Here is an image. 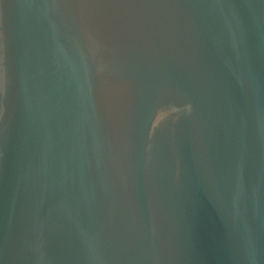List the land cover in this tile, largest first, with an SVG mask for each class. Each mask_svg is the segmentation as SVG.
I'll use <instances>...</instances> for the list:
<instances>
[{"label":"water","instance_id":"1","mask_svg":"<svg viewBox=\"0 0 264 264\" xmlns=\"http://www.w3.org/2000/svg\"><path fill=\"white\" fill-rule=\"evenodd\" d=\"M0 264H264V0H0Z\"/></svg>","mask_w":264,"mask_h":264}]
</instances>
